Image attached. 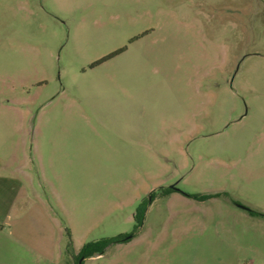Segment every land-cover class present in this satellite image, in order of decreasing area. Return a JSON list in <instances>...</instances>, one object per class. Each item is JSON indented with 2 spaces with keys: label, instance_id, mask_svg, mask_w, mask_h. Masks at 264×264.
I'll use <instances>...</instances> for the list:
<instances>
[{
  "label": "rangeland",
  "instance_id": "1",
  "mask_svg": "<svg viewBox=\"0 0 264 264\" xmlns=\"http://www.w3.org/2000/svg\"><path fill=\"white\" fill-rule=\"evenodd\" d=\"M0 120L67 254L148 200L85 264H264V0H0Z\"/></svg>",
  "mask_w": 264,
  "mask_h": 264
},
{
  "label": "crops",
  "instance_id": "2",
  "mask_svg": "<svg viewBox=\"0 0 264 264\" xmlns=\"http://www.w3.org/2000/svg\"><path fill=\"white\" fill-rule=\"evenodd\" d=\"M45 150L49 167V143ZM39 158L42 169L44 162ZM33 164L31 157L21 159L18 150L0 151V264H74L72 253L80 250L67 254L69 229L50 205L49 176L37 182ZM57 207L66 215L64 206L58 203Z\"/></svg>",
  "mask_w": 264,
  "mask_h": 264
},
{
  "label": "trees",
  "instance_id": "3",
  "mask_svg": "<svg viewBox=\"0 0 264 264\" xmlns=\"http://www.w3.org/2000/svg\"><path fill=\"white\" fill-rule=\"evenodd\" d=\"M178 191L179 190L174 187H160L157 192L154 191L151 193L150 195L151 201L156 195H160L161 197L166 198ZM189 197L195 198L197 200H207V199L218 197V195L189 196ZM147 204H148V200H144L139 205L136 215H135L136 225H135L133 232L129 234H119L118 236H115V237L102 238L100 240L92 241V242H88L84 244L78 254L72 253L74 264H79L80 260L82 259H83L82 264H84L86 259L104 254L109 247L113 245H117V244H126L130 242L133 238L137 237V235L140 232V228L143 222V217H144L145 210L147 208ZM248 212L250 215H253V216L255 215L264 216L263 214H257L256 212L251 211V210H248ZM67 232L70 233L69 230H67ZM69 251L72 252V250H69Z\"/></svg>",
  "mask_w": 264,
  "mask_h": 264
},
{
  "label": "water",
  "instance_id": "4",
  "mask_svg": "<svg viewBox=\"0 0 264 264\" xmlns=\"http://www.w3.org/2000/svg\"><path fill=\"white\" fill-rule=\"evenodd\" d=\"M242 208V207H241ZM245 209V208H244ZM247 210V209H246ZM82 261H83V259L82 260H80V262H79V264H82Z\"/></svg>",
  "mask_w": 264,
  "mask_h": 264
}]
</instances>
